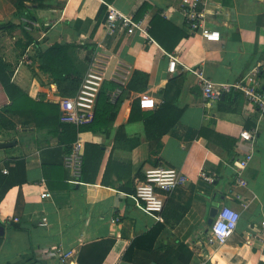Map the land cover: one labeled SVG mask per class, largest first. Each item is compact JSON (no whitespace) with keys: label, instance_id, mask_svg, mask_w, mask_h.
<instances>
[{"label":"crops","instance_id":"crops-1","mask_svg":"<svg viewBox=\"0 0 264 264\" xmlns=\"http://www.w3.org/2000/svg\"><path fill=\"white\" fill-rule=\"evenodd\" d=\"M50 2L48 10H31L39 18L32 34L43 50L55 43H94L96 51L79 53L91 60L89 69L100 53L111 58L108 74L117 69L124 89L135 70L149 74V83L143 93H122L116 109L105 118L104 131L79 133L85 169L80 182L64 167L68 151L60 139L65 136L57 134L53 124L39 128L32 119L10 115L16 124V145L0 149V190L17 158L24 161L18 178L25 181L11 187L0 201V264H77L84 247L105 239H115V244L103 264H134L123 258L124 253L137 237L164 222L162 215L146 212L134 192L139 172L156 167L176 168L188 178L168 192L185 210L184 217L165 225L155 243L162 253L173 248L170 262L264 264V119L240 91L223 104L206 101L195 73L201 68L214 82L234 83L257 68L256 81L264 86V0H202L204 24L220 33L219 42L188 29L182 0H114L104 16L105 0ZM144 4L148 9L135 33L106 29L109 10L135 17ZM14 12L9 0H0V24L17 25L11 32L0 31V57L11 66L12 82L36 102L59 105L58 87L39 70L36 49L30 45L24 51L27 40ZM157 15L161 20L154 29L162 38L171 35L176 40L180 32L186 34L172 52L144 35L145 29L150 34ZM172 58H177L174 73L169 71ZM103 91L110 94L113 88L105 86ZM136 99L146 113L168 103L183 114L168 134L149 141L144 115L130 122ZM255 130L253 145L240 135ZM8 139L0 135V142ZM250 153L253 158L241 172L247 185L240 187L235 163ZM202 170L216 174L215 184L200 179ZM46 192L50 196L42 197ZM214 201L240 213L236 232L220 247L206 243ZM43 218L48 226L40 225ZM63 252L72 253L65 262L58 256Z\"/></svg>","mask_w":264,"mask_h":264},{"label":"trees","instance_id":"trees-1","mask_svg":"<svg viewBox=\"0 0 264 264\" xmlns=\"http://www.w3.org/2000/svg\"><path fill=\"white\" fill-rule=\"evenodd\" d=\"M15 7L14 16L20 20L23 18L30 19L32 21H39L38 17H34L31 10L42 9L48 10L52 7L50 0H9ZM106 5L103 8L102 16H104L108 10V6L114 0H105ZM36 6V7H35ZM148 9V5L144 4L136 19H140L144 16ZM161 18L157 15L152 21V29H150V35L155 39L160 46L166 51L172 52L178 41L186 36L185 33L180 32L176 40H172V36L168 35L167 39L158 35L154 29L157 22ZM69 24L70 22H66ZM24 38L27 40L24 51L30 45H33L35 50V61L38 62L39 70L49 75L52 82L58 87L59 95L61 97H73L75 96L83 83L85 74L87 73L91 60L89 58L82 59L79 55L82 51L92 53L96 51V44H60L55 43L48 49L43 50L40 43L35 39L32 34V30H26L25 24L20 22ZM17 25L13 23H1L0 31L11 32ZM98 25L94 28L90 39L92 40L97 31ZM172 40V42H171ZM11 66L4 62L0 57V135L9 138L8 141H16L15 131L16 124L12 120V114H17L28 119H32L37 122L39 128L45 127L46 123L53 124L56 127L55 132L65 136L61 138L60 142L67 145V154L71 151L72 144L77 140L78 133L84 131H104L103 125H105V118L116 109L119 102L120 95L115 103L110 102L109 94L107 91H103L105 86H110L113 90L117 87L115 83L106 82L100 96L98 98L96 111L91 123L76 127L73 124H64L60 120L59 110L60 106L54 103H48L45 101L36 102L32 100L23 90L18 88L12 82L13 71ZM149 83V74L135 70L128 82L123 93L134 91L136 93H143L146 91ZM237 97L232 92L225 96V99H220L219 103H226L230 98ZM141 100L136 99L132 106V112L130 115V122H135L142 118L145 121L146 138L149 141H159L164 135L168 134L171 129L176 127L179 122L183 111L173 104L165 103L161 105L156 111L146 113L141 109ZM264 119V115L262 117ZM259 130V129H257ZM204 134V130H201ZM99 149V147H98ZM101 155L103 152L101 151ZM15 166L9 168V175L4 180V185L0 190V201L5 196L6 192L20 183H24L25 180H19V171L24 169V161L21 158L15 159ZM84 165L82 179L84 178ZM139 179L145 180V175L139 172ZM135 192V191H134ZM166 193V192H165ZM164 194V192H163ZM167 197L169 196L166 193ZM140 202V201H139ZM141 204V202H140ZM142 205V204H141ZM185 210L177 204L175 201L167 198L164 209L160 215H162L164 222L154 226L150 231L141 234L135 239L132 245L124 253L123 258L134 264H173L169 261L173 248H168L165 252H160L155 248L156 240L162 233L165 225H174L184 217ZM115 244V239H105L95 243H92L84 247L79 255L77 264H103L110 250ZM189 260H184L181 264H188Z\"/></svg>","mask_w":264,"mask_h":264},{"label":"built area","instance_id":"built-area-1","mask_svg":"<svg viewBox=\"0 0 264 264\" xmlns=\"http://www.w3.org/2000/svg\"><path fill=\"white\" fill-rule=\"evenodd\" d=\"M202 0H182V10L185 16L186 24L189 30L199 31L201 36L212 42L220 41V33L208 29L204 24ZM109 7V5H108ZM26 30H31L36 26V22L23 18ZM117 28L128 33H135L142 28V21L136 20L133 16H127L116 10H109L107 13L106 29L109 32H114ZM145 37L149 42H153V38L144 31ZM111 58L103 54H97L92 61L91 67L87 72L79 92L73 97H61L58 99V104L62 111L60 120L64 124H73L77 128L91 123L98 102L100 93L102 92L106 82L113 80L117 87L109 94L110 102L115 103L116 99L123 93L124 82L123 78L118 73V70H113L112 75H109V60ZM177 58H172L169 63V71L175 72ZM196 75L200 79L202 86V94L206 101H219L223 95L232 92L240 91L243 93L246 101L256 107L261 117L264 115V86L256 81L259 70L253 69L246 77L234 83H217L207 78L201 68L196 69ZM241 137L250 142L252 145L257 138V130L243 131ZM79 136V133H78ZM253 158L250 153L243 159L235 163V168L240 174L238 186H246L247 182L241 176L244 170ZM64 167L68 169L74 181L80 182L83 174L84 165V143L78 137L72 144L71 151L64 157ZM8 170H4L7 173ZM145 180L137 181L135 187V196L141 202L142 208L146 212L161 214L165 206V197L163 192H172L179 186L184 185L188 178L176 168L156 167L150 168L144 173ZM200 179L208 185H213L216 182V174L202 170L199 175ZM50 194L44 193L42 197L47 198ZM238 199L241 195L237 194ZM240 221V213L235 209L222 206L219 208L218 214L210 226V231L207 238V245L212 247L223 246L236 232ZM41 226H48V220L42 219ZM71 252L58 253V256L65 262L66 258L71 256Z\"/></svg>","mask_w":264,"mask_h":264},{"label":"water","instance_id":"water-1","mask_svg":"<svg viewBox=\"0 0 264 264\" xmlns=\"http://www.w3.org/2000/svg\"><path fill=\"white\" fill-rule=\"evenodd\" d=\"M225 98V95L222 96V99ZM14 145H16V141H7V142H0V149H7L10 147H13ZM132 201V199H130ZM133 202H135L133 200ZM221 206V202L220 201H214L212 203L211 209H210V213H209V219H208V224L211 226L218 214L219 208ZM3 233V228L0 227V235Z\"/></svg>","mask_w":264,"mask_h":264},{"label":"rangeland","instance_id":"rangeland-1","mask_svg":"<svg viewBox=\"0 0 264 264\" xmlns=\"http://www.w3.org/2000/svg\"><path fill=\"white\" fill-rule=\"evenodd\" d=\"M34 65V64H33ZM33 65H30V67H34Z\"/></svg>","mask_w":264,"mask_h":264}]
</instances>
